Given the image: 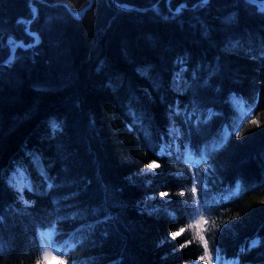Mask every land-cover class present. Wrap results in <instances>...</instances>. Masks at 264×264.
Masks as SVG:
<instances>
[{
	"label": "trees",
	"instance_id": "1",
	"mask_svg": "<svg viewBox=\"0 0 264 264\" xmlns=\"http://www.w3.org/2000/svg\"><path fill=\"white\" fill-rule=\"evenodd\" d=\"M255 1L0 0V264H264Z\"/></svg>",
	"mask_w": 264,
	"mask_h": 264
},
{
	"label": "rangeland",
	"instance_id": "2",
	"mask_svg": "<svg viewBox=\"0 0 264 264\" xmlns=\"http://www.w3.org/2000/svg\"><path fill=\"white\" fill-rule=\"evenodd\" d=\"M236 108L238 110V112L242 115H244V111L243 108L241 107V105L237 104ZM193 156L189 157V163L193 166L194 169H197V182H204L207 174L209 173V169H208V165L207 162L205 164H201L197 165L198 163L195 164V162L193 161ZM157 166L156 165H152V167L148 170H146V172L148 173H152L154 171L157 170ZM200 178H202V181L200 180ZM197 194H198V190H196ZM196 214L193 217V225L196 228V230L203 235V231H204V225H205V217L203 214V210H202V205L200 200L198 199V196L196 198V208H195ZM194 214V213H193ZM51 236L52 233L51 232H46L42 235L43 240H44V263L43 264H60L57 257L55 256V248L52 245L51 242ZM218 259L217 256H211V254L208 252L207 255V261L209 264H217L216 260ZM225 264H238V260L236 259H226L225 260Z\"/></svg>",
	"mask_w": 264,
	"mask_h": 264
},
{
	"label": "bare ground",
	"instance_id": "3",
	"mask_svg": "<svg viewBox=\"0 0 264 264\" xmlns=\"http://www.w3.org/2000/svg\"><path fill=\"white\" fill-rule=\"evenodd\" d=\"M255 2H257L258 4H264V1H255ZM87 9V8H86ZM86 9H84V11L86 10ZM83 11V12H84ZM30 23H31V21L28 23V26L30 25ZM31 32V31H30ZM31 35L32 36H34L35 37V44H36V42H39L40 41V38L37 36V35H35L34 33H32L31 32ZM19 44H17L16 45V48H18L19 46H18ZM16 50V49H15ZM178 130V128H176V130L175 129H173L172 131H174L175 133H176V136L174 137V139L171 141V142H166V143H163L162 144V148L164 149V150H166L170 155H172V154H175V155H178L179 154V150H180V143H179V138H180V132L179 131H177ZM173 132V133H174ZM203 139H205V137H203ZM214 140V139H213ZM191 156H193V161L195 162V164L196 163H198L197 165H200V163L201 164H205L206 162H207V165H208V161H206V162H198V161H196V157H195V155L193 154V153H190L189 155H188V160H189V157H191ZM188 163H189V161H188ZM190 164V163H189ZM191 165V164H190ZM192 166V165H191ZM192 168H193V166H192ZM194 169V168H193ZM194 171H195V176H196V181H197V169H194ZM200 180L202 181V178H200ZM199 182V181H198ZM197 182V183H198ZM197 189V188H196ZM195 195L196 196H198L196 193H195ZM198 199H199V197H198ZM200 200V199H199ZM201 202V201H200ZM201 205H202V210H203V214H204V217H205V221H206V214H205V211H204V207H203V204L201 203ZM196 208V207H195ZM193 213L194 214H196V211H195V209H194V211H193ZM202 236H204V231H203V235Z\"/></svg>",
	"mask_w": 264,
	"mask_h": 264
},
{
	"label": "snow or ice",
	"instance_id": "4",
	"mask_svg": "<svg viewBox=\"0 0 264 264\" xmlns=\"http://www.w3.org/2000/svg\"><path fill=\"white\" fill-rule=\"evenodd\" d=\"M162 195H167L166 193H164V194H162ZM183 230H181V232H182ZM180 235V233L179 232H176V233H172V236H173V238H175V237H177V236H179ZM182 247H183V245H181ZM62 264H63V262H62Z\"/></svg>",
	"mask_w": 264,
	"mask_h": 264
}]
</instances>
